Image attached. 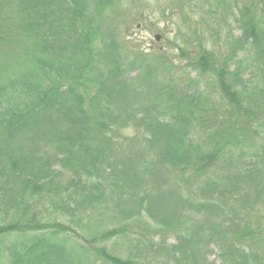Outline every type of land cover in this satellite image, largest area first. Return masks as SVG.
I'll use <instances>...</instances> for the list:
<instances>
[{
  "label": "trees",
  "instance_id": "16d2710c",
  "mask_svg": "<svg viewBox=\"0 0 264 264\" xmlns=\"http://www.w3.org/2000/svg\"><path fill=\"white\" fill-rule=\"evenodd\" d=\"M122 1L0 0V45H6L0 55V204L14 206L7 222H0V264H58L50 258L55 253L50 239L70 228L63 222L38 221L29 201L56 192L51 183L59 170L40 168L35 172L27 167L30 160L16 156L10 146L44 124L57 149L58 167L78 163L68 187L87 188L84 174L91 176L90 171L106 158L110 139L102 136V129L108 127L105 118L116 123L105 114L104 121H99V103L114 108L133 88L123 76L125 66L116 54L115 29L107 34L109 42L101 37L105 35L101 25L105 14L114 13L113 7ZM176 1L174 9H190L191 17L182 14L185 21L181 22L197 37L190 50L176 46V58L185 61L178 69L180 77L172 76L173 67L165 54L135 52L139 58L135 63L147 65L136 82L153 78L158 69L162 79L153 84L151 100L133 115V122L142 127V139L159 148L158 163L169 170L168 181L176 184L183 203L170 205L179 212L184 204L188 206L189 218L190 213L203 212L200 220L190 222L187 238L179 241V249L192 264L197 263L198 246L203 243L225 262L228 255L231 264H264V252L259 257L254 251L258 239L251 230L253 220L247 216L252 207L260 209L264 204V142L246 141L257 133L255 118H264V0ZM197 9L205 14L207 36L196 28L203 24L193 16ZM218 12L220 23L215 17ZM210 38L214 42L208 45ZM191 71L195 77L190 76ZM198 75L208 76L204 85ZM144 152H136L140 169H134L128 159L119 174L125 186L136 179L139 189L147 183L154 191L160 170H147ZM108 166L110 169L112 164ZM148 171L151 183L144 179ZM1 182L16 183L18 189L3 190ZM185 185L203 187V199H183L180 194ZM98 186L92 184L91 188L101 191ZM15 191L17 197L11 196ZM149 196H140L138 207ZM159 199L166 200V195ZM5 209L0 213L7 214ZM203 222L209 223V231L203 230ZM117 232L108 231L103 237ZM79 249L87 255V248ZM96 252L111 264H130L103 249ZM65 253L72 257L70 251L63 257Z\"/></svg>",
  "mask_w": 264,
  "mask_h": 264
},
{
  "label": "rangeland",
  "instance_id": "374dc122",
  "mask_svg": "<svg viewBox=\"0 0 264 264\" xmlns=\"http://www.w3.org/2000/svg\"><path fill=\"white\" fill-rule=\"evenodd\" d=\"M174 2L177 1L124 0L113 7L115 9L114 13L109 10L105 14L106 18L101 23L105 35L101 37L105 42H109L111 38L107 34L111 29H115L116 54L125 66L123 76L132 83L133 88L120 101L118 100L115 103L114 108H110L107 103H99L97 114L102 115L99 121H104L103 114H105L112 116L116 123L111 124V121L107 122V118H105V124L108 127L102 129V136L105 139H110L109 145L105 148L106 158L102 165L98 164L94 167L93 172L90 171L91 176L84 174L88 178L86 179L88 180L87 188L68 187L74 173L72 169L75 166L78 168V163L72 166L69 165L65 169L58 167V163L55 162L57 149L52 144L51 133L44 128V124H41L40 128L34 129L33 134L19 136L10 146L17 153L16 156L19 155L20 158L30 160L27 167H32L31 169L35 172L41 171L40 168L48 171L56 168L59 170V174L51 183L56 192L51 189L53 192L51 196L41 194L40 197H34L29 201L38 221L42 223L63 222L70 228V231L59 233L50 239L52 246L55 248L53 249L55 253H52L50 258L55 259L58 264H111L96 252L97 249H103L109 255L122 261H129L130 264H192L188 255L182 253L184 250L179 249L181 245L179 241L181 242L180 238L182 237L187 238V232L192 228L190 222L200 220L203 212L197 214V216L190 213L189 218L188 206L184 204L179 212V209L176 210V207H174L175 205H170V202H177L179 205L182 202H180L175 191L176 184L168 181L167 174L169 170L158 163L156 152L159 148L157 146L150 147L142 139V127L140 125L136 126V123L133 122L135 118L133 115L137 114L140 108L146 107L151 100L153 84L162 79L161 69H158L153 78L142 79V82L137 83L136 77L139 73L140 75L144 73L147 65L146 62L139 64L138 61V64L135 63V60L139 59L135 57V52L142 51L155 56L165 54L173 67L172 76L177 75L180 77L181 73L178 69L180 63L185 61L176 58V46H186L190 50L192 49L190 43L197 37L191 34V27L187 28L181 22L185 21L182 14L191 17L190 9L186 6L183 9L182 7L174 9L172 7ZM219 14L218 12L215 17L220 23ZM193 16L203 22V24L196 26L199 34L203 31L207 36L210 30H207V26L204 25L203 18L205 14L203 11L197 9ZM116 25L119 26L117 32ZM210 39L208 45H210V42H214L213 38ZM5 46L0 45V55L2 48ZM18 47L15 46L14 49ZM154 65L160 66L158 63H154ZM190 76L195 77L196 73L191 71ZM198 78L201 85H204L208 76L202 78L198 75ZM257 118L253 122V129L257 133H249L250 138L246 141L263 143L264 118H260V116H257ZM259 123L263 125L259 127L260 129L257 127ZM139 150L145 151L144 158L147 161V170L150 172L160 170L156 179L158 184L152 185L154 191L148 187L150 185L147 183H142V187L139 189L136 179L135 181L132 179L133 184L131 186H125L123 177L119 174L120 170L128 165V159H132L131 164L134 165V169L135 167L139 168L138 163L140 160L137 163L136 157V152ZM1 159L3 157L0 156ZM106 159H108L107 163ZM106 164L107 166L112 164L111 168L109 169ZM149 171L145 172L144 179L151 183V173ZM132 174L133 172H130L128 176L131 177ZM92 184L99 185L98 188L101 191L91 188ZM9 187L14 190L18 189L16 183L10 182L9 185L1 182V189L5 188L3 190H7ZM202 188H191L189 185H185V189L182 190L180 195L183 199L201 200L203 199L201 197ZM144 193H149L150 196L142 206L138 207L137 199ZM164 195H166V200L159 199ZM11 196L17 197L16 191ZM59 197H62L63 203ZM90 197L91 201H86ZM167 199H169V203ZM238 206H241V202H238ZM261 207L264 208V204ZM13 208L14 206L8 207L7 204L5 205L4 201L0 204V211L9 210L7 214H5V211L0 213L2 224L7 222V216L12 213L10 210ZM262 208L252 207L254 210L247 215L250 220H253L251 230L258 239V242H255L254 251L256 250L259 253V257H262L264 252V211ZM258 212H260V215L257 218ZM218 220L221 219L218 218ZM203 223V230L209 231V223ZM111 230H118V232L103 237V234ZM80 246L87 248L88 256L83 250L79 249ZM88 247H91V250ZM198 247L200 254L196 264L232 263V258L228 255L224 258L225 262L217 256L216 251L206 250L204 243ZM65 251H70L72 257L68 256L67 253L63 257Z\"/></svg>",
  "mask_w": 264,
  "mask_h": 264
}]
</instances>
